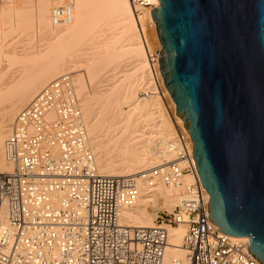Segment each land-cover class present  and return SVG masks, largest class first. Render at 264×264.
<instances>
[{
	"label": "built area",
	"instance_id": "obj_1",
	"mask_svg": "<svg viewBox=\"0 0 264 264\" xmlns=\"http://www.w3.org/2000/svg\"><path fill=\"white\" fill-rule=\"evenodd\" d=\"M128 1L146 59L144 95L158 96L174 125L166 142L171 159L135 177L98 174L72 75L52 80L16 114L4 143L13 168L0 172V202L7 210L0 264H163L167 227L178 226L185 229L181 248L188 264H259L248 254V239L233 241L208 219L209 196L194 170L193 144L166 100L157 64L160 48L147 42V30L155 29L150 12L158 3ZM71 18L69 3L51 9L54 25H66ZM185 176L190 182L184 183ZM139 181L180 189L177 205L170 213L161 212L152 228L119 223L120 211L138 198Z\"/></svg>",
	"mask_w": 264,
	"mask_h": 264
},
{
	"label": "water",
	"instance_id": "obj_2",
	"mask_svg": "<svg viewBox=\"0 0 264 264\" xmlns=\"http://www.w3.org/2000/svg\"><path fill=\"white\" fill-rule=\"evenodd\" d=\"M158 70L218 232L264 264V0H156Z\"/></svg>",
	"mask_w": 264,
	"mask_h": 264
},
{
	"label": "bare ground",
	"instance_id": "obj_3",
	"mask_svg": "<svg viewBox=\"0 0 264 264\" xmlns=\"http://www.w3.org/2000/svg\"><path fill=\"white\" fill-rule=\"evenodd\" d=\"M53 1L59 6L62 0ZM66 1L72 7V19L62 32L56 33L50 47L40 54L26 50L21 59L11 60L22 67L18 77L0 89V104L7 102L3 109L0 108V172H10L13 168L5 157L4 143L16 114L46 83L60 77L78 63L82 64V72L88 81L89 97L83 93L82 75L71 76L72 86L97 173L103 176L135 177L146 167L168 161L171 156L166 151V142L173 137L175 129L161 99L144 95L148 84L147 65L129 1ZM32 2L14 0L15 16L19 22H16L17 28L23 30L22 34L27 32L29 38L33 36L29 33L33 32L35 25L33 16L30 17L33 14L31 7L35 6ZM47 2L49 0H36L38 23L41 21L44 24L46 21L45 16L49 12ZM25 12L26 16L30 12L27 20L26 16H22ZM147 31L149 47H159V42L153 45L149 41L150 30ZM151 31L157 36L156 29ZM122 60H126L129 66L126 74L104 87L103 83L108 80L105 74ZM165 92L167 102L175 110L169 94ZM84 94L85 98L82 99ZM49 118H54V115L50 114ZM174 118L178 127L183 128L181 119ZM183 181L188 183L190 178L185 176ZM138 190L134 205L120 211V225L152 228L157 225L154 224L157 212L165 210L170 213L179 200L180 189L163 184L139 181ZM6 226L7 210L5 204L0 202V229ZM167 229L169 246L163 264H175L176 260L179 264H188L186 252L181 248L184 227ZM230 238L233 241L243 240Z\"/></svg>",
	"mask_w": 264,
	"mask_h": 264
},
{
	"label": "rangeland",
	"instance_id": "obj_4",
	"mask_svg": "<svg viewBox=\"0 0 264 264\" xmlns=\"http://www.w3.org/2000/svg\"><path fill=\"white\" fill-rule=\"evenodd\" d=\"M33 2H34L35 6L31 7L33 9V12H32V10H31V12L33 14L30 17L33 16L32 18H34L35 20L33 19L32 22H35L34 24L37 25L38 27H35V25H33L34 26L33 27L34 29L32 30L33 32L28 31V33L32 32L29 34H33V36H30V38H29V37H27V36H29L27 34V32L22 34L23 30L21 31L20 28L19 29L17 28V27H19V26H17V24L19 22L17 21L18 19L15 16L16 14L14 11L15 10L14 9V0H0V56H1V59H0V89H4L7 84L12 82V80L15 79L16 77H18V75L20 74L19 70H21L22 65L19 63H14L11 60H13L14 58L15 59H21L22 58L21 55L23 53H25L26 50H29L35 54H37V53L40 54V52L42 53V51H45L46 49H48V47H50V45L54 42V40H55L54 37H55L56 33L62 32L67 27V24L66 25H54L52 23V21H51V9L53 7L57 6L54 3L55 1H53V0H49V2H47V3H49L48 4L49 7L46 5V8L47 7L49 8V12H47V15L45 14L46 15L45 16L46 21L44 23L45 25L42 24L41 21L38 23L39 19L37 20V18H36L38 16L36 14V12H37L36 0H33ZM33 2H32V4H33ZM63 3H69V1L62 0L59 4L62 5ZM53 4H55V5L53 6ZM28 14L30 15V12ZM26 15H27L26 12H25V15L22 14L23 17H25ZM29 15L25 17L26 20L30 18ZM16 22H18V23L16 24ZM68 24H70V23H68ZM25 34H27V35H25ZM31 37H33V38H31ZM148 39L153 45H156L155 44L156 41L158 42L156 34H154V32H152L151 30L149 31ZM29 43H31V44H29ZM157 45H158V43H157ZM159 48H160V46H159ZM68 65H70V64H68ZM73 66L74 67H72V69H69L65 73H62L61 76L66 75L67 72H71L72 76L79 75V74L82 75V81H83V85H84L83 93L88 94L90 90H89L88 81L86 79V76L82 72V68H83L82 64L78 63V64H75ZM128 69H129V66H128L126 60L120 61L116 67H114L111 71H108V73L105 74V77L108 76L107 77L108 80L103 83L104 87H107V85L113 83L114 80L121 79L122 76L126 74V71ZM85 94L82 95V99H83V97L85 98ZM88 97H89V94H88ZM6 105H7V102H2L0 104V108L3 109ZM161 212H165L167 214V211L160 210L157 212V216L161 217ZM157 216H156V219L159 222L160 218H157ZM162 218H165V217L162 216ZM154 224H157L156 220H155Z\"/></svg>",
	"mask_w": 264,
	"mask_h": 264
}]
</instances>
